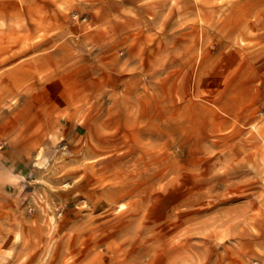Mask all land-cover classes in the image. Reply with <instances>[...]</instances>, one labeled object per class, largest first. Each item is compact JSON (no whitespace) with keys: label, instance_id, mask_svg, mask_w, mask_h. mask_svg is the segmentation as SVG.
Segmentation results:
<instances>
[{"label":"rangeland","instance_id":"374dc122","mask_svg":"<svg viewBox=\"0 0 264 264\" xmlns=\"http://www.w3.org/2000/svg\"><path fill=\"white\" fill-rule=\"evenodd\" d=\"M79 1L147 111L95 161L55 146L0 264H264V0Z\"/></svg>","mask_w":264,"mask_h":264},{"label":"crops","instance_id":"0c3cea01","mask_svg":"<svg viewBox=\"0 0 264 264\" xmlns=\"http://www.w3.org/2000/svg\"><path fill=\"white\" fill-rule=\"evenodd\" d=\"M82 3L0 0V224L21 207L28 178L42 172L56 145L65 140L81 159L95 161L132 138L135 97L139 118L147 111L143 84L121 68L129 58L108 64L100 25L70 15ZM102 90L105 103L97 98Z\"/></svg>","mask_w":264,"mask_h":264}]
</instances>
